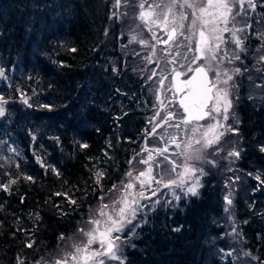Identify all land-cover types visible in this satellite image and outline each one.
Returning a JSON list of instances; mask_svg holds the SVG:
<instances>
[{
	"label": "trees",
	"instance_id": "16d2710c",
	"mask_svg": "<svg viewBox=\"0 0 264 264\" xmlns=\"http://www.w3.org/2000/svg\"><path fill=\"white\" fill-rule=\"evenodd\" d=\"M141 4L0 0V264H53L72 251L67 238L117 197L147 139L159 81L140 42L148 36ZM256 100L257 109L244 89L236 97L235 170L222 153L204 178L214 188L152 209L123 241L125 264H264V95Z\"/></svg>",
	"mask_w": 264,
	"mask_h": 264
},
{
	"label": "rangeland",
	"instance_id": "374dc122",
	"mask_svg": "<svg viewBox=\"0 0 264 264\" xmlns=\"http://www.w3.org/2000/svg\"><path fill=\"white\" fill-rule=\"evenodd\" d=\"M167 2L168 0H146L147 8L145 7L139 12L141 13L143 11L145 13H148V9H154V12L159 14L162 10L160 8H155L154 6L156 4ZM257 4V0H251V4L249 3V0H230L229 7L231 9V12L214 7V10L208 8L207 12L203 16L204 20H209L210 22L214 14V27L216 28V31L212 32L209 30L213 27V25L211 24H208V26L206 27V30L209 34L213 35L214 33V37H219V39L214 38V56L215 58H217V60L214 59V61L216 62V64L214 65V80L216 77V73L219 72L220 76L219 81L217 82V88L226 89L228 93L227 100H230L232 102L231 108H229L228 112L226 113L228 119H224L225 114L217 115V120L220 124V127H218L217 131L224 133V135L221 137L218 143L213 144L206 149H203L202 160L192 162L196 167L202 168L206 173L205 175L209 174V166L218 168L216 166L214 158L219 157L220 155H222V153L226 154L227 156V158H224L222 162L224 164L230 162L231 167L229 169L231 171L235 170L234 163L237 157L229 156L230 151H233L234 149L239 151V148L241 146V137L239 135L237 127L239 125V120L235 110V102L240 85L235 74L243 76L245 72L251 71L250 73H252L254 70L252 67H246L247 69L245 71L236 68L235 64L236 61L244 64L243 54L246 55V59L251 60L250 62L255 61V58L253 57L255 48L256 51H258L260 48V44H262L264 48V28H262L264 22L262 21L259 13L255 10ZM149 5H153V8L150 9ZM164 11L166 12L167 10L165 9ZM178 11H180L178 8L173 9V13H175L176 16L179 15ZM183 11L189 17V19L183 21L185 25L184 29L179 28L180 21L177 22V26L179 32L182 31L185 35H187V26L191 23L193 9L191 11L189 10V8H185L183 9ZM221 13H223V15H221ZM196 14L201 16V13H199L198 11L196 12ZM225 16L228 19L227 24L224 23ZM171 18L172 15L169 14V20ZM251 18L252 22H250ZM149 19L151 20L152 17H150ZM162 21L163 15L161 14L157 23L145 24L148 34L146 39V43L148 46V55L146 59H149L150 64H153L152 73H155L153 75H157L159 77V81L157 82V85L153 86L155 90L154 96L156 98V105L150 118V129L147 133V139L144 140L142 149L139 152L138 156L136 155L132 160V163H130L129 165L128 172H132V177L130 178L125 174V179L123 181L124 184H127L128 182L133 183L134 187L130 190H125L121 183L115 191V196L117 197L114 198L112 196H109L107 198V200L112 199L111 203H109V205H111L112 201L118 200L122 196H124L126 192H130L132 195H129V201H131L133 196H135V198L139 202V205L142 206V211H139L137 213V216L140 217V220H138L137 223L140 224L144 222L147 213H149L152 209L159 205L166 204V202L168 201L167 198L169 200H174L173 192H175L176 195L184 197L191 195L190 193L185 195V192L187 191V185L185 186L184 190L181 191L178 188L169 189L163 187L162 185L158 186L155 183V180L159 179L160 176L164 174L165 168L170 169L172 167V165L168 161L164 160V156H168L169 160L171 161H178L180 163H183V155H177V153H182L184 151V145L188 141L189 136H193L191 129L196 126H203L206 124L205 120L199 123H191L188 125H185L181 122V117H183L184 114L177 105L176 97L172 90L171 75L176 70L187 71L186 68H181L182 64L187 63V61L184 60V55L185 53H187L189 59H191V57L196 55V53L188 51L186 45H188L189 42L184 39V35L180 34L179 36L181 37V39H178L177 44H172L170 46H161L159 41L162 39V36L160 35V32H158V26L161 25ZM199 28L200 23L197 22V31L199 30ZM225 28H227L226 31L224 30ZM197 31L192 39V47H195ZM237 40L240 41L239 45H237L236 43ZM253 40L260 41L259 43H257V45H254ZM211 45L212 44H209L208 47L212 49ZM217 45L219 46L217 47ZM247 47H249V50ZM211 53L212 51L205 52L204 60L199 61L201 64H205L207 69L208 63H212ZM237 69L239 71H236ZM208 72L209 74H211L213 70ZM228 77H231V79H228ZM246 79L251 83V92L253 94L264 95V86L257 84L255 79H251V76L246 77ZM224 81H227V83H223ZM221 95H223V93H221ZM0 103H2L4 109L5 102L1 98ZM223 104L224 101L222 100L221 113H223ZM157 113H159V115H157ZM169 113H173L170 119H168ZM212 123L215 124L216 121H212ZM229 127L236 129V131H229ZM153 128L155 129V131H153ZM209 138H211V135L209 136ZM196 139H201L203 143V138L200 134V131H198L193 136L192 144L194 148H201L202 143L195 144ZM173 140L175 142H173ZM177 144L180 145V148H177ZM164 149H167V151L164 152L163 155L157 154L158 151ZM189 151H191V149H189ZM149 155H151V159H149ZM141 159L148 162L139 163ZM209 161H212V163H210ZM157 165H160V167L158 168ZM142 171L146 174L151 173V176L154 177V179L151 181L150 186L148 183H145L144 188L140 187L139 181H147L148 176L146 175L141 177L140 172ZM177 171H182V168H178ZM171 175L175 176V173H172ZM205 175L202 176L204 177ZM137 177H139V180L136 179ZM167 178L168 177H165V180H167ZM200 181L201 176H199V182ZM194 182L195 181L193 180L189 181L188 183L190 184ZM157 188H159L158 191ZM154 191L155 195H153ZM140 192H143L144 198H140V196L138 195ZM157 200H159L160 202L153 206L154 202ZM146 209H148V212H145ZM100 228H104V225L102 224ZM130 229L131 226H128V228L125 229L123 233L119 234L121 235L123 241L130 235L133 237L134 234ZM134 238L135 236L132 239L134 240ZM93 247L96 248L99 246L93 245ZM123 248L124 247H122V249ZM122 249L120 255L123 257L125 262ZM69 264H73V262L69 260ZM107 264H119V262L108 261Z\"/></svg>",
	"mask_w": 264,
	"mask_h": 264
},
{
	"label": "snow or ice",
	"instance_id": "6c2138e0",
	"mask_svg": "<svg viewBox=\"0 0 264 264\" xmlns=\"http://www.w3.org/2000/svg\"><path fill=\"white\" fill-rule=\"evenodd\" d=\"M119 3V0H117ZM230 0H168L167 3H160L156 4L155 8H160L162 11L161 13H156L154 11H149L148 13L141 12L140 19L143 23H157L160 15H163V22L166 25L169 21V14L172 15V30L168 33V39L164 41V43H168L169 41L175 40L177 34V27H176V14L173 13L174 8H178L179 11V28L184 29L185 25L183 23L184 20L189 19V17L185 14L183 9L189 8L193 9L192 12V19L191 23L187 26L188 34L185 35L184 32H179L180 35H184V39L187 40L189 43L186 45L189 52L201 53L202 55H194L189 59L187 53L184 55V60L187 61L186 64H182L181 68H186L187 71L176 72V76H184V80L181 82L180 85H177V91L182 93L183 96L179 101V106L183 109V112L186 114L181 117V122L185 125L191 124L192 121L196 120H205L206 124L203 126H196L191 129L193 136L200 131V134L203 138V143L201 139H196L195 144H201V148H194L192 144L193 136H189L188 141L184 145V151L182 153H177V155H183V163L178 161H171L169 160L168 156H164V160L168 161L172 167L170 169L165 168L164 174L160 176L159 179L155 180V183L160 186L162 185L165 188H178L181 191L184 190L185 186L187 185V191L185 195L191 194L193 196L197 195V188L200 186L199 184V176L205 175L206 173L203 171L202 168H198L195 166V161H200L203 159L202 151L210 147L213 144H216L220 141L221 137L224 135L222 132H218L217 129L220 127L219 121L217 120V115L225 114L224 119H228L226 113L228 112L229 108L232 106V102L227 100V90L217 88V82L219 81L220 73H216L215 80L208 78V71L213 70V66L208 63V69L205 70L204 66L197 65L195 68L192 67L193 64L196 63L197 60L205 58L203 54L205 52H211L212 49L208 47L209 45V37L205 36V28L210 23L207 20L203 19L204 14L207 12L208 8H219L224 9L228 12H231L229 7ZM251 4V0H249ZM140 7L143 9L144 4H141ZM149 8H153V5H149ZM167 10L166 12L164 10ZM199 11L201 16H197L196 12ZM223 15V13H221ZM152 17L150 20L149 18ZM200 21V28H199V36L200 39L196 41L195 47H192V39L197 31V22ZM224 23H228V19L224 17ZM212 32L216 31V28L213 26L209 29ZM225 31L227 28L224 29ZM215 39H219V37H214ZM133 40L136 39V36H133ZM141 43H146V41L141 40ZM237 45L240 44V41H236ZM219 45H217L218 47ZM179 47V45H178ZM71 51H76V49H71ZM215 59L213 55L211 57ZM264 59V56L261 57ZM175 71V70H174ZM236 71H239L238 69ZM2 74V73H0ZM155 74V73H153ZM231 79V77H228ZM223 83H227L224 81ZM182 85V86H181ZM215 89V92L213 91ZM223 93V95H221ZM224 101L223 104V113H221V101ZM25 104H28L27 99L24 100ZM31 107V105H28ZM42 108H48L51 110L49 105H40ZM4 114V109L2 103H0V115ZM159 115V113H157ZM173 113L168 114V119L172 117ZM212 121H216L215 124ZM202 129V131H201ZM229 131H236V129L229 127ZM153 131L155 129L153 128ZM211 135V138L209 136ZM173 142H175L173 140ZM82 148L88 147L86 144L80 145ZM177 148H180V145L177 144ZM191 149V151H189ZM167 149L158 151V155H163ZM261 152H264V146L260 148ZM240 152L237 150H233L229 152V156L239 157ZM151 155H149V159H151ZM148 161L141 159L139 163H147ZM212 163V161H209ZM131 163V161L129 162ZM44 166L43 164L41 165ZM159 168L160 165H157ZM178 168H182V171H177ZM53 172H56L57 175L59 173L55 168H52ZM175 173V176L171 174ZM198 174V175H197ZM97 183H99V178L102 177V173H97ZM128 177H132V172L129 171L126 173ZM148 176L147 181H139L140 187L144 188L145 183H148L149 186L151 181L154 177L151 176V173L140 172V176ZM165 177H168L165 180ZM26 180H33L34 178L31 176H25ZM139 180V177L136 178ZM257 180H261L260 176L256 177ZM195 181L194 183H188L189 181ZM261 182H264L262 180ZM11 183H16L15 180H12ZM123 188L125 190H130L134 187V184L128 182L124 184L122 182ZM5 191L8 190L7 185H2ZM116 185H113V189H116ZM159 188H157V191ZM109 191H112L111 189ZM56 195H64L68 198L69 203L76 204V201L67 197L66 193H56ZM132 195L130 192H126L124 196H122L118 200L112 201V204H101V206L95 210L93 215H91L86 222L87 225H91L92 227H81L77 231L79 236L77 237H68L67 239L71 241L70 248L72 251H65L63 257L57 258L53 264H69V260L73 262V264H107L108 261H118L119 264H125L123 257L120 255L123 240L120 233H123L128 226H131V232L135 234V230L139 228L141 225L140 223L133 224V221L137 219V213L142 211V206L139 205L138 200L133 196L131 201H129L128 197ZM140 198L143 197V192L138 194ZM155 195V191L153 192ZM173 198L175 200H179L181 197L176 195L173 192ZM104 198L101 197V200ZM227 204H231V200L228 197H225ZM160 201L157 200L154 202L158 204ZM170 204V202H166ZM225 211H228L225 208ZM104 218V219H102ZM104 225V230H100V226ZM175 231H179L180 229H174ZM86 238V239H82ZM60 240H65L63 234L59 237ZM99 245V247L94 248L93 245ZM31 247V244L27 245ZM18 264H22V262H18ZM39 264V262H37Z\"/></svg>",
	"mask_w": 264,
	"mask_h": 264
},
{
	"label": "flooded vegetation",
	"instance_id": "af4514ba",
	"mask_svg": "<svg viewBox=\"0 0 264 264\" xmlns=\"http://www.w3.org/2000/svg\"><path fill=\"white\" fill-rule=\"evenodd\" d=\"M210 9H213L214 10V7L213 8H210ZM189 10L192 11V9H189ZM149 11H154V9L148 10V12ZM174 12H177V11H174ZM178 13H179V11H178ZM196 15L199 16L198 14H196ZM178 21H179V15L176 16L177 34H176L175 40L169 41L167 44L165 43L164 46H170L172 44H177L178 43V39H181V37L179 36V31H178L179 29H178V26H177V22ZM198 22L200 23V21H198ZM209 24H211V25L214 26V14H213V17H212V19H211V21H210ZM172 27H173L172 18L168 21V23L166 25L162 21L161 25L158 26V32H160V35L162 36V39L159 41L160 44H162V42L164 43V41L168 39V33L171 32ZM198 35H199V30L197 31L196 41L199 39ZM205 36L210 38L209 44H212L211 45L212 46L211 57H212L214 55V33H213V35L212 34H209L208 31L205 28ZM248 50H249V48H248ZM196 55H198V53H196ZM203 56L205 57V53L203 54ZM245 56L246 55L243 54V63H245L247 61L250 62V60L246 59ZM200 60H204V58H202ZM215 60H217V58H215ZM211 62H212L211 65L213 66V72L210 75H211V79L214 80V65L216 64V62L212 58H211ZM263 62H264V59H263ZM261 63H262V61L259 59V61L257 63L258 66H259V71L261 70ZM197 65H203L206 68L205 64H199L198 61L195 64H193L192 67L195 68ZM206 65H207V61H206ZM235 67L236 68H239V69H242V70H245V71L247 69L244 66V64H242L241 62H238V61H236ZM248 74H249V76H252L254 73L253 72L252 73H249V71H248V72H245L243 74V76H241V77L238 74H236L237 75V78H238V83H240V88H239V91L237 93V97H238V94L242 91V89H244L245 92L248 93L249 96H250L251 105H253V108H256L257 109V107H260L259 106L261 104L260 101L256 100V95L251 92V90L249 89V86H245V84H244V82H246V80H247L246 77H247ZM184 78L185 77L182 76V79H184ZM213 91L215 92V89ZM235 106H236V102H235ZM236 114H237V112H236ZM238 120H239V118H238ZM202 121H204V120H200V121L194 122V123H199V122H202ZM238 123L240 125V122H238ZM239 125L237 127H238V132H239V135H240ZM240 137H241V135H240ZM204 178L205 177L201 176V181L199 182L200 183V186L197 188V193H198L197 195H195V196L189 195V196H186V197L180 196L181 198L179 200H175V199L174 200H169L167 198V200H168L167 202L175 203L176 204V203H181V202L189 201L192 198H199L202 195V192H203V189L204 188H214V180L213 181H204ZM213 178H214V176H213ZM138 220H140V217L139 216H137L136 221H138ZM137 229H139V228H137Z\"/></svg>",
	"mask_w": 264,
	"mask_h": 264
},
{
	"label": "water",
	"instance_id": "95a60500",
	"mask_svg": "<svg viewBox=\"0 0 264 264\" xmlns=\"http://www.w3.org/2000/svg\"><path fill=\"white\" fill-rule=\"evenodd\" d=\"M199 39H200V36H199ZM199 39H198V40H199ZM163 44H164V43H163ZM198 55H201V53H198ZM207 75H208V73H207ZM208 78H209V75H208ZM209 79H210V78H209ZM183 80H184V79H182L181 76H179V77L176 76V72L172 75L173 88H174V91H175L176 95H178V98H177V102H178V104H179V101H180V99L182 98L183 94L177 91V85H180L181 82H182ZM181 86H182V85H181ZM181 109H182V108H181ZM182 111H183V109H182ZM184 114H185V113H184ZM185 115H186V114H185ZM194 121H196V120H194ZM199 121H200V120H199ZM100 230L103 231V229H100Z\"/></svg>",
	"mask_w": 264,
	"mask_h": 264
}]
</instances>
